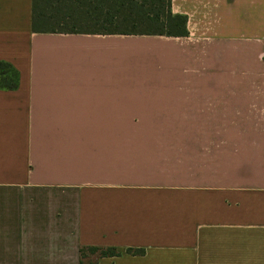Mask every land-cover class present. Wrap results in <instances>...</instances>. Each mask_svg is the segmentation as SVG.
I'll use <instances>...</instances> for the list:
<instances>
[{
	"label": "crops",
	"instance_id": "0c3cea01",
	"mask_svg": "<svg viewBox=\"0 0 264 264\" xmlns=\"http://www.w3.org/2000/svg\"><path fill=\"white\" fill-rule=\"evenodd\" d=\"M170 3L187 37L32 33L31 0H0L18 76L0 88V264H79L81 247L264 264V0ZM162 59L191 83L164 82ZM163 128L184 134L129 131Z\"/></svg>",
	"mask_w": 264,
	"mask_h": 264
},
{
	"label": "trees",
	"instance_id": "16d2710c",
	"mask_svg": "<svg viewBox=\"0 0 264 264\" xmlns=\"http://www.w3.org/2000/svg\"><path fill=\"white\" fill-rule=\"evenodd\" d=\"M187 17L173 14L170 0H31V32L40 34H98L187 37ZM17 72L0 62V88L17 87ZM142 256V249L125 250ZM115 248L81 247L79 264L119 257Z\"/></svg>",
	"mask_w": 264,
	"mask_h": 264
},
{
	"label": "rangeland",
	"instance_id": "374dc122",
	"mask_svg": "<svg viewBox=\"0 0 264 264\" xmlns=\"http://www.w3.org/2000/svg\"><path fill=\"white\" fill-rule=\"evenodd\" d=\"M160 63V62H158ZM185 64L183 63H173L171 62L170 59H162V62L160 64H155V71L156 69L160 68L161 72H158V70L156 71V75H159L164 82H170V86L174 87L176 85V83H178V85H184L186 80L188 82L191 83V79L190 76L188 75V79L186 77V72H185ZM160 73V74H159ZM148 75V74H147ZM162 75V76H161ZM196 79H194V83L198 85H201V79H200V75L199 76H195ZM161 106V105H159ZM166 106L164 104H162V108ZM156 130L158 132H160V134L162 135H183V133H181L182 131H184V129H170V128H163V129H129L130 134L131 135H135V134H142V132H144L143 134H153V131Z\"/></svg>",
	"mask_w": 264,
	"mask_h": 264
}]
</instances>
